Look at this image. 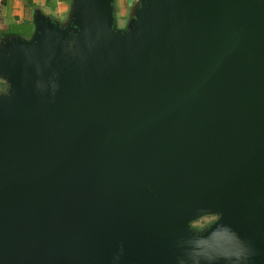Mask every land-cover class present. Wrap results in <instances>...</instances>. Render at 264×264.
Masks as SVG:
<instances>
[{"label": "water", "instance_id": "obj_1", "mask_svg": "<svg viewBox=\"0 0 264 264\" xmlns=\"http://www.w3.org/2000/svg\"><path fill=\"white\" fill-rule=\"evenodd\" d=\"M122 20L0 37V264H264V0Z\"/></svg>", "mask_w": 264, "mask_h": 264}, {"label": "crops", "instance_id": "obj_2", "mask_svg": "<svg viewBox=\"0 0 264 264\" xmlns=\"http://www.w3.org/2000/svg\"><path fill=\"white\" fill-rule=\"evenodd\" d=\"M136 0H116L119 8V26L127 16L129 8ZM31 3V6L28 4ZM70 0H0V32L8 26L27 22L31 24L34 9L55 20H63L67 16ZM32 26V24H31Z\"/></svg>", "mask_w": 264, "mask_h": 264}, {"label": "trees", "instance_id": "obj_3", "mask_svg": "<svg viewBox=\"0 0 264 264\" xmlns=\"http://www.w3.org/2000/svg\"><path fill=\"white\" fill-rule=\"evenodd\" d=\"M31 6V3L28 4ZM32 26L31 24L24 22L20 24H13L7 27L5 31L0 32V37H8L11 35H24L28 36L31 32ZM4 85L0 83V92L3 91Z\"/></svg>", "mask_w": 264, "mask_h": 264}, {"label": "rangeland", "instance_id": "obj_4", "mask_svg": "<svg viewBox=\"0 0 264 264\" xmlns=\"http://www.w3.org/2000/svg\"><path fill=\"white\" fill-rule=\"evenodd\" d=\"M212 219L215 220V217H213V216H206V217H203V218L198 219L197 221L193 222V223H192V227H193V228H197V227L199 228V227H202L203 224L210 222Z\"/></svg>", "mask_w": 264, "mask_h": 264}, {"label": "flooded vegetation", "instance_id": "obj_5", "mask_svg": "<svg viewBox=\"0 0 264 264\" xmlns=\"http://www.w3.org/2000/svg\"><path fill=\"white\" fill-rule=\"evenodd\" d=\"M213 221H214V219H212L210 222H208V223H205V224H203V226L202 227H197V228H195V229H199V230H203V229H205L206 227H208L209 225H211V223H213Z\"/></svg>", "mask_w": 264, "mask_h": 264}]
</instances>
